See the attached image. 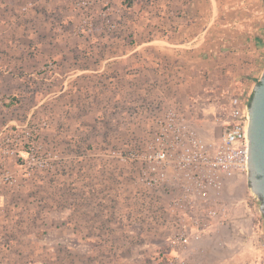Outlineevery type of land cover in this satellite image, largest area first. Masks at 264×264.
<instances>
[{
  "label": "rangeland",
  "instance_id": "rangeland-1",
  "mask_svg": "<svg viewBox=\"0 0 264 264\" xmlns=\"http://www.w3.org/2000/svg\"><path fill=\"white\" fill-rule=\"evenodd\" d=\"M168 49L169 0H0V131H38L48 163L4 193L0 264H209L211 245L169 242V192L132 160L169 111L205 140L227 117L232 91L169 103ZM212 195L264 234L247 177Z\"/></svg>",
  "mask_w": 264,
  "mask_h": 264
},
{
  "label": "built area",
  "instance_id": "built-area-1",
  "mask_svg": "<svg viewBox=\"0 0 264 264\" xmlns=\"http://www.w3.org/2000/svg\"><path fill=\"white\" fill-rule=\"evenodd\" d=\"M254 85L246 84L232 91L227 117L212 140L198 137L186 120L172 110L160 122V132L149 149L132 156V160L141 165L139 182L142 186L169 192L172 213L169 226L182 229L170 235L169 242L187 245L191 240L209 237L214 228L229 221L226 204L213 198L212 192L231 179L247 177L249 103ZM47 166L38 131L35 133L27 125L2 129L0 213L5 191L21 178L40 174ZM257 206L250 205L254 211ZM256 235L264 251V234L260 231Z\"/></svg>",
  "mask_w": 264,
  "mask_h": 264
},
{
  "label": "crops",
  "instance_id": "crops-1",
  "mask_svg": "<svg viewBox=\"0 0 264 264\" xmlns=\"http://www.w3.org/2000/svg\"><path fill=\"white\" fill-rule=\"evenodd\" d=\"M168 50L169 103L185 94L191 99L195 89L226 93L258 82L264 72V0H169ZM175 63L181 65L182 95L173 97ZM237 204L226 208L229 221L187 248L214 247V255L206 249L200 255L209 264H264L254 214Z\"/></svg>",
  "mask_w": 264,
  "mask_h": 264
},
{
  "label": "water",
  "instance_id": "water-1",
  "mask_svg": "<svg viewBox=\"0 0 264 264\" xmlns=\"http://www.w3.org/2000/svg\"><path fill=\"white\" fill-rule=\"evenodd\" d=\"M247 186L264 220V72L253 87L249 103Z\"/></svg>",
  "mask_w": 264,
  "mask_h": 264
}]
</instances>
